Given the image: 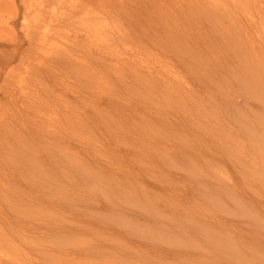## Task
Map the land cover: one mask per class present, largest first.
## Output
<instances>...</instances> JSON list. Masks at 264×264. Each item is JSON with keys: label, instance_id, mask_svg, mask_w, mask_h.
<instances>
[{"label": "rangeland", "instance_id": "374dc122", "mask_svg": "<svg viewBox=\"0 0 264 264\" xmlns=\"http://www.w3.org/2000/svg\"><path fill=\"white\" fill-rule=\"evenodd\" d=\"M41 1L33 0L35 5L32 7V15L36 17L33 22L37 23L40 19L42 22L37 23L36 28L42 31L41 25L47 21L43 26L44 30L48 32L47 40H55V43L47 42L44 46L37 45L40 31L39 35L32 33L34 44L26 36L30 28H25L22 21L25 12L24 5L21 0H16L18 16L12 24L18 38L17 43L20 41L26 48L22 57L30 58L27 63L29 68L20 66L22 64V60L19 62L22 54V50L19 49L20 44L12 45L13 43L11 44L9 39L0 38V264H58L57 258L62 246L70 248L78 241L89 243L99 236H117L111 228H115L122 234L131 232L125 242L135 246V251L122 262H114L111 257L107 260L105 257H98L97 259L84 258V264H264V154L260 150L264 149V133L259 135L251 146L255 152L254 157L248 158L256 161L255 172L248 174L246 179L241 178L243 171L250 172V162L248 161L247 166H244L243 169L239 161L233 160L232 151H228L227 146H224L223 138L228 133V127L223 128L217 124L232 123L233 129L242 130L240 139L249 141V133L239 123L232 121L230 117L235 106H223L221 112L215 114L214 109L209 105L213 117L204 122L203 127H218L221 133L214 138L200 134L203 128L199 126L200 124L195 125V117L202 118V115L197 114V110L192 107L194 104H189L191 109L188 108V111L192 113L190 118L193 123L187 117V122L190 125H182L184 129H177L178 126L171 122L175 119L181 120L185 116L182 113L185 106L179 105L181 103L167 102L163 104L160 102L159 93L152 94L149 106L151 112L162 110L163 115L167 118V121H163L157 114H151L154 127L152 132L162 134L147 135L145 131H142L141 133L144 132V135L134 139L117 136L107 129H98L97 127L93 134L88 133L85 126L86 132L81 129L75 131L72 122L73 115L80 111L73 102L75 100L73 96H75L76 90L82 88L78 87V82L73 81L75 78L66 69L67 74L65 75H69L70 82L68 90H65L66 81L64 80L59 84L52 85V89L48 92L53 94L51 100H56L55 104L59 103L58 99L64 97L61 94L62 91L69 92V96L73 99L68 103L66 121L48 114L49 127L57 128L55 130L61 132L58 134L59 136L41 137L39 133L32 132L30 128L28 130L21 121L22 125L20 124L18 127H21L20 130L23 129L19 135L22 137L18 140L14 138L12 143L17 145L8 147L6 139L8 123L12 117V109H16L8 98L9 88L6 84L10 80L8 79L9 72L14 83H17L16 78L20 79L23 84L32 82L30 77H33V71L30 64L32 60L35 62V48L40 47L38 51H44L42 48L44 47L51 51V47L57 42L63 41L62 32L66 28V19L61 17L57 10L53 15L48 16L47 13L45 16L39 17V14L44 11L40 5ZM81 1L83 2L77 5L84 3L89 8L100 6L104 9L105 7L107 15L112 11L116 13L115 10L119 7L118 3L110 0ZM125 1L127 2V0ZM138 1L148 2V0ZM149 1L152 7L156 6L157 3L153 6L156 0H153L152 4V0ZM76 6H73L75 8L73 14L81 16L82 9L76 10ZM49 7L48 9H50ZM73 7L71 8L73 9ZM129 7L126 13L129 11ZM28 14H31L30 11ZM4 15L7 16V13ZM110 17L108 23L113 20ZM136 19L134 21H137ZM144 23L146 22L137 25L144 27ZM54 24H57L56 31L53 29ZM108 26H110L109 28L113 27L112 22ZM141 26L136 29L137 31L135 30L136 33ZM146 28L150 30L151 26H145V30ZM133 45L131 44V47ZM50 80L54 82L55 79ZM87 89L84 88L83 91ZM88 97H81V100L84 101L81 106L85 112L91 113L93 111L89 106L91 98ZM26 102L23 103L24 107ZM76 103L78 104V102ZM254 104L256 110H249L253 123L264 127L262 122L264 113H258L259 110L263 112L264 109L260 108V102L255 101ZM39 108L45 109L43 106ZM26 112L30 116L24 119L31 122L38 119L37 112L34 110ZM22 115L20 114V116ZM229 123L227 126H230ZM245 123L247 124L248 121ZM141 124L142 122L138 121L131 127L136 130ZM260 126L257 127L260 128ZM29 131L32 133V138L28 136ZM131 143L137 146H133V150L129 149ZM256 149L263 156H260ZM246 153L251 154L250 150ZM40 155L45 165L43 167L36 164L25 165L24 171L29 175L28 178L30 180L36 178L33 173L60 177L62 172L59 162L61 158L65 159L67 164V168L63 167L66 173L65 190L70 206L81 207L82 211L87 214L86 221L95 218L96 222L102 225L101 228L86 230L83 234L62 240L60 239L62 236L51 231L28 233L22 229L21 223L16 224L15 229L11 227V222L8 219L14 216L22 217L25 222L31 225L35 223L37 226H43L48 223L55 228L68 223H87L79 215L71 212H68L67 216L63 211L55 209H49L50 211L47 212L45 206L48 201L42 204L39 203V200L34 201L35 199L33 200L31 196L32 192H29L24 181L16 180L19 186L12 182L11 171L14 168L12 160L35 159ZM108 175L109 177L105 178V183H102V179ZM101 184L112 185V190L109 193L110 200H114L125 208V214L130 211L136 212L144 216L143 219L137 220L134 217L133 222L128 224L127 218L132 217L119 213L118 210L111 207V201L101 190ZM10 186L12 189L8 192L7 189ZM59 190L61 191V189ZM54 196L51 195L50 199L48 198L50 202L55 201ZM88 215L93 216L89 217ZM60 217L63 218L59 220ZM103 217L106 219L105 222L101 221ZM64 218L65 221H63ZM227 221L236 224H226ZM106 222H109V228H107ZM208 222L211 225L207 226ZM196 229L201 231H196ZM246 230L250 231L249 239L242 238V234ZM114 242H121V238H115ZM186 248L197 251L204 255V258L192 262L183 259L180 253H173L168 257L159 255L163 249L175 252ZM229 251L233 252L229 260L222 259V257L214 260L215 255L219 257L220 253L221 256H224ZM73 260L68 259L66 263L82 264L81 258Z\"/></svg>", "mask_w": 264, "mask_h": 264}, {"label": "bare ground", "instance_id": "6f19581e", "mask_svg": "<svg viewBox=\"0 0 264 264\" xmlns=\"http://www.w3.org/2000/svg\"><path fill=\"white\" fill-rule=\"evenodd\" d=\"M21 1L25 9L22 21L25 28H30L26 36L34 44L35 40L32 36L34 33L39 35L40 30L36 26L42 21L39 19L37 23L33 22L36 18L32 15V7L35 5L33 0ZM110 1L118 3L117 9L119 10L117 12L116 9V13L112 11L111 14H108L109 16L105 12V7L104 9L100 6L96 8L91 7L90 4L91 8H89L84 3L77 5L83 2L81 0L41 1L40 5L44 11L39 14V17L45 16L47 13L48 16L53 15L57 10L58 14L66 19V28L62 32L63 41L57 42L51 47V51L44 47H42L44 51H38L40 47L35 48V62L32 60L30 64L33 71V77H30V80L33 81L26 83L27 86L18 78L15 79L17 83H14L9 72L8 79L10 80L6 84L9 88L8 98L17 110L11 106L13 111L6 136L8 147L16 146L17 144H13L12 140L22 137L19 135L23 129L20 130L21 127H18L21 121L23 126L28 130L30 128L32 132L39 133L41 137L59 136L58 134L61 132L55 130L57 128L49 127L48 114L66 121L68 103L72 97L69 96V92L62 91L61 94L64 97L58 99L59 103L55 104L56 100H51L53 94L48 92L52 89V85L59 84L64 80L66 81L65 90H68L69 75L65 74L69 70V74L71 73V76L75 78L73 81H77L78 87L82 88L76 90V94L73 96L75 100L72 99L80 111L73 115L72 122L75 131L81 129L86 132L85 126L87 132L93 134L97 127L98 129H107L117 136L134 139L142 137L144 135V132L141 133L142 131H145L147 135L162 134L152 132L154 127L151 114H157L163 121L167 118L163 115L162 110L151 112L149 106L152 94L159 93L160 102L163 104L167 102L181 103L179 105L185 106L182 112L185 116L180 113L183 116L182 119H175L171 122L178 126L177 129L183 128L182 125L189 124L187 117L190 118L192 113L188 111V108L191 109L189 104H194L192 107L197 110V114L202 115V118L195 117V125L200 124L199 126L203 128L200 134L214 138L221 133V130L216 126L203 127L204 122L213 117L209 105L214 109L215 114L220 113L223 106L231 105L235 106L231 113L232 116H230L232 121L239 123L249 133L250 139L249 141L241 140L242 130L233 129L232 123L228 122L230 126H227L228 123H217L223 128L228 127V133L223 138L224 146H227L228 151H232L233 160L239 161L243 169L244 166H247V162H250V172L243 171L241 178L246 179L248 174L254 173L257 163L248 158L254 157L255 152L251 146L256 142L257 137L264 133V127L253 123L249 110H256V107L254 108L255 101L260 102V108L264 109V0H156L154 3L152 0L153 6L157 3L155 7L150 5L149 0L145 3L138 0ZM114 2L113 4H115ZM73 6H76V10L82 9L81 16L73 14L75 11ZM128 7L129 11L126 13ZM28 11L31 14H28ZM5 13L7 16L4 15ZM17 16L16 0H0V38L9 39L11 44L13 43L12 45L20 44L19 49L22 50L20 66L29 68L27 63L30 58L22 57L26 48L20 41L17 43L18 38L12 24ZM109 17L113 18L112 21L110 20L113 31L108 26L110 25ZM139 17L142 18L139 19ZM135 19L137 21H134ZM46 22L41 25L43 30L40 31L39 42H37V45L40 46L46 45L47 42L55 43V40H47L48 32L43 27ZM142 22H146L143 24L144 27L137 25ZM140 26L141 28L136 33L135 30ZM145 26H151L150 30L148 28L145 30ZM56 27L57 24H54V31H56ZM131 44H134L133 47ZM80 50L81 53H79ZM50 79L55 80L52 82ZM84 88L88 89L83 91ZM85 96L91 98L89 103L93 110L91 113L85 112L81 106L84 102L81 97ZM27 98L30 100L28 101ZM24 101H27L25 107L23 106ZM42 106L45 109L39 108ZM29 109L37 112L38 119L32 122L24 119L30 116L26 112H29ZM258 113H264V110L263 112L259 110ZM20 114L23 115L20 116ZM130 120L132 121L130 122ZM138 121L142 122L141 126L133 130L131 125ZM189 121L193 123L191 118ZM245 121L248 123L246 124ZM262 122L264 123V118ZM64 128L68 132L67 128ZM28 136L32 138L30 131ZM133 146L136 145L131 143L129 149L133 150ZM248 150L251 152L249 155L246 153ZM260 150L264 154V149ZM256 151L260 156H263L258 149ZM11 163L14 165L11 171L12 182L18 185L16 180L24 181L29 192H32V195L29 194L33 200L35 199L34 201L39 200L40 204L48 201L45 206L47 212L55 209L63 211L66 216L68 212H71L87 222L68 223L55 228L48 223L43 226H37L35 223L31 225L25 222L22 217L14 216L8 219L13 229L16 224L21 223L22 229L28 233L51 231L62 236L60 239L64 240L83 234L86 230L102 227L95 218L86 221L87 214L82 211L81 207L70 206L65 190L66 173L64 168H67L65 159L61 158L59 162L62 172L60 177L33 173L36 178L32 180L28 178L29 175L24 171V167L27 164L43 167L45 164L41 160V155L35 159H14ZM108 177L109 175L104 177L102 183H105V178ZM52 188H54L53 191ZM10 189H12L11 186L7 191L9 192ZM101 190L110 200L109 193L112 190V185L101 184ZM51 195L56 196H54L55 201L53 202L49 200ZM110 201L114 210L125 214V208L114 200ZM125 215L132 217L127 218L128 224L133 222L134 217L137 220H142L144 217L131 211ZM88 216L92 217L93 215ZM61 218L63 217H60L59 220ZM105 220L104 217L101 219L103 222ZM225 223L236 224L231 221ZM105 224L109 228V222ZM206 225L209 226L211 223L208 222ZM111 230L117 236H99L89 243L78 241L70 248L62 246L63 250L59 251L57 263L67 264L68 259L76 261L81 258L82 264H84V258L97 259L98 257H105V260L111 257L114 262H122L135 251V246L125 242L131 232L122 234L115 228H111ZM196 231L201 230L196 229ZM249 235L250 231L246 230L242 234V238L249 239ZM115 238H121V242H114ZM173 253H180L183 259L192 262L204 258V255L189 248L175 252L163 249L159 255L168 257ZM232 253L229 251L224 256L219 253V257L215 255L214 260L221 257L229 260ZM233 255L236 256V254Z\"/></svg>", "mask_w": 264, "mask_h": 264}]
</instances>
